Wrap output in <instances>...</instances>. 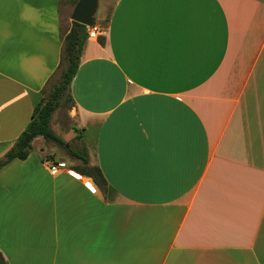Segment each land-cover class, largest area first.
<instances>
[{"label":"crops","instance_id":"obj_1","mask_svg":"<svg viewBox=\"0 0 264 264\" xmlns=\"http://www.w3.org/2000/svg\"><path fill=\"white\" fill-rule=\"evenodd\" d=\"M60 1L0 0V160L60 71L71 27ZM107 2L64 132L105 184L35 139L0 171V255L264 264V0H104L103 12Z\"/></svg>","mask_w":264,"mask_h":264},{"label":"trees","instance_id":"obj_2","mask_svg":"<svg viewBox=\"0 0 264 264\" xmlns=\"http://www.w3.org/2000/svg\"><path fill=\"white\" fill-rule=\"evenodd\" d=\"M77 1L74 5H76ZM87 40L88 29L83 25L71 23L69 32L62 40L63 44L59 65L61 73L58 81L56 84L50 86L47 93H45L46 91L43 92V98L35 108L30 123L14 142L10 151L0 160V171L14 160L25 161L31 153L32 142L37 138H42L45 143L66 146L63 140L51 130L50 122L63 100H65L69 109L73 106L70 85L77 74L80 57ZM98 42L100 45H104L105 39L99 37ZM66 152L70 159L77 160L81 163L83 167L82 169H78L80 173L91 178L97 186L105 184L99 168L88 167V156L85 148L79 150L69 149ZM0 264H6L1 255Z\"/></svg>","mask_w":264,"mask_h":264},{"label":"rangeland","instance_id":"obj_3","mask_svg":"<svg viewBox=\"0 0 264 264\" xmlns=\"http://www.w3.org/2000/svg\"><path fill=\"white\" fill-rule=\"evenodd\" d=\"M77 0H61L60 1V9H61V19L62 22L65 26V24H71L72 22L70 21V15L72 13V10L74 8V3ZM104 0H99V4H98V9L96 11L95 14V25L97 24L99 28H101V30H104L106 28V21H107V12H108V8L110 6V3L107 2V6L104 9V12L102 10V4H103ZM111 2V1H110ZM101 4V5H100ZM101 12H103V17L98 21L96 20V16L100 15ZM94 25V27H95ZM61 70L55 75L52 83L50 84V86H52L53 84H56V82L58 81V78L60 76ZM49 86V88H50ZM49 88H47L46 92H48ZM67 111H69V106L65 103V100H63L61 102V106L59 107V109L54 113V116L52 118V123H50V128L51 130L56 134V135H60L61 139L63 140V142L66 144L65 147L63 146H56L55 144L52 143H47V146L49 147V149H51L53 151V154L51 156H49L48 158L52 157L55 158L56 160H64L65 162H72L73 165L78 164L79 161L77 160H72L69 158V156L67 155V150L69 149H77L78 147L76 145H74L73 141H69L67 138V135L64 133L66 131H69L71 125L70 122L67 119ZM63 132V133H62ZM77 172H80L78 169L72 168Z\"/></svg>","mask_w":264,"mask_h":264},{"label":"water","instance_id":"obj_4","mask_svg":"<svg viewBox=\"0 0 264 264\" xmlns=\"http://www.w3.org/2000/svg\"><path fill=\"white\" fill-rule=\"evenodd\" d=\"M99 0H78L70 15V21L92 29Z\"/></svg>","mask_w":264,"mask_h":264},{"label":"built area","instance_id":"obj_5","mask_svg":"<svg viewBox=\"0 0 264 264\" xmlns=\"http://www.w3.org/2000/svg\"><path fill=\"white\" fill-rule=\"evenodd\" d=\"M88 38H96L94 27L92 29H88ZM48 168L51 175H56L60 169L65 168V164L62 162H57L55 164H50Z\"/></svg>","mask_w":264,"mask_h":264},{"label":"snow or ice","instance_id":"obj_6","mask_svg":"<svg viewBox=\"0 0 264 264\" xmlns=\"http://www.w3.org/2000/svg\"><path fill=\"white\" fill-rule=\"evenodd\" d=\"M87 187H89L90 189H93V186L91 184L87 185Z\"/></svg>","mask_w":264,"mask_h":264}]
</instances>
